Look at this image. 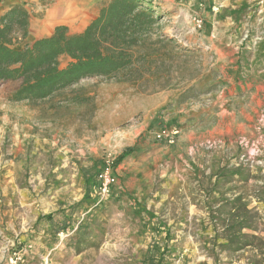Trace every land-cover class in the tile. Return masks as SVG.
<instances>
[{"label": "rangeland", "instance_id": "obj_1", "mask_svg": "<svg viewBox=\"0 0 264 264\" xmlns=\"http://www.w3.org/2000/svg\"><path fill=\"white\" fill-rule=\"evenodd\" d=\"M109 2L60 22L80 33ZM141 2L157 25L115 78L22 102L0 82V264H264V0ZM56 4L25 6L17 47L61 25ZM106 162L104 191L85 177Z\"/></svg>", "mask_w": 264, "mask_h": 264}, {"label": "trees", "instance_id": "obj_2", "mask_svg": "<svg viewBox=\"0 0 264 264\" xmlns=\"http://www.w3.org/2000/svg\"><path fill=\"white\" fill-rule=\"evenodd\" d=\"M157 22L141 0H110L82 32L69 34L59 25L50 36L20 48L17 43L29 34V15L22 6H13L0 17V82L20 81L10 100L22 102L44 100L85 78H115L133 64L131 48L152 34ZM62 57L69 59L64 67ZM100 169L85 177L86 182H98ZM42 220L52 222V215L37 222ZM143 264L151 262L145 259Z\"/></svg>", "mask_w": 264, "mask_h": 264}, {"label": "crops", "instance_id": "obj_3", "mask_svg": "<svg viewBox=\"0 0 264 264\" xmlns=\"http://www.w3.org/2000/svg\"><path fill=\"white\" fill-rule=\"evenodd\" d=\"M31 1L33 0H0V17L13 6H22L25 9L26 8L25 6L28 5V3H31ZM72 2L73 0H57L56 6L53 9L51 7V9L46 12L47 22H49V24H52V26L54 24L56 25L57 23L58 24L60 23L62 25V22H60V20L62 21L66 18H69V16L72 13L69 9L70 5L73 4ZM25 10L27 11V9ZM30 26H31V21L29 18V28ZM38 26H40V23L38 24ZM44 30L45 29L40 27V29H38V32L41 33L44 32ZM35 40L37 39H33V41Z\"/></svg>", "mask_w": 264, "mask_h": 264}, {"label": "built area", "instance_id": "obj_4", "mask_svg": "<svg viewBox=\"0 0 264 264\" xmlns=\"http://www.w3.org/2000/svg\"><path fill=\"white\" fill-rule=\"evenodd\" d=\"M178 131L175 128L168 129L161 127L154 132L153 137L158 142H164L168 145H173L176 141ZM115 170L112 163L106 162L98 172L96 180L101 185L104 191H107L109 186L116 183Z\"/></svg>", "mask_w": 264, "mask_h": 264}]
</instances>
